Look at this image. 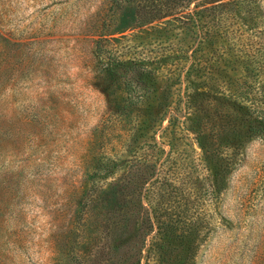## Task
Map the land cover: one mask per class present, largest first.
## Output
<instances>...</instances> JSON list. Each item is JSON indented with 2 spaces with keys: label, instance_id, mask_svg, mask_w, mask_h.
<instances>
[{
  "label": "rangeland",
  "instance_id": "1",
  "mask_svg": "<svg viewBox=\"0 0 264 264\" xmlns=\"http://www.w3.org/2000/svg\"><path fill=\"white\" fill-rule=\"evenodd\" d=\"M200 1L183 12L200 9ZM173 2L133 0L116 23L151 21L138 36L135 27L103 45L123 56L175 48L177 29L167 39L148 30ZM111 10L110 0H0V264H264L263 138L238 133L223 145L237 129L226 92L193 93L189 101L179 66L171 65L160 71L169 77L159 84L160 102L169 107L154 134L164 153L124 144L105 94L112 87L101 83L92 53L94 30L115 23ZM234 11L215 12L225 20L217 28L223 46L195 59L264 63V0H244L236 21ZM217 66L199 73L235 74ZM245 76L257 83L254 107L264 110L257 88L264 75ZM209 152L222 164L218 193L207 178ZM105 158L117 160L113 174L87 183L92 161ZM83 186L87 204L76 213Z\"/></svg>",
  "mask_w": 264,
  "mask_h": 264
},
{
  "label": "trees",
  "instance_id": "2",
  "mask_svg": "<svg viewBox=\"0 0 264 264\" xmlns=\"http://www.w3.org/2000/svg\"><path fill=\"white\" fill-rule=\"evenodd\" d=\"M191 1L194 0H174L173 4L166 6L167 10H162L158 16L152 18V20L157 22L155 25L150 26L148 30L162 32L163 39L168 38L166 33L169 29H177L176 31H179L175 37L179 33L182 34V37L178 38L179 41L175 48L167 45V50L161 51L157 56L148 57L145 54L142 56L139 50H135V54L123 56L117 53L114 48L103 45L105 42H115L126 38L127 35L130 36V34H125L124 31L135 29V27L139 28L135 29L137 33L132 36H138L139 32L143 31L141 26L151 21L137 25L131 24L132 22L116 23V16L120 17L123 15L124 10L122 7L126 8L131 5L133 0H110V7H112L110 16L114 18L115 23L94 30L96 38L93 41L92 53L97 58L98 68L96 73L101 77V83H107V85L112 87L110 91L105 92L107 102L110 105V113L115 117L116 123H118V126L115 125L117 132L119 131L122 135L126 134V138L123 140L121 134H117V136L124 141V144L134 145V149L135 145L137 149H140L143 148L142 144L146 143V146L151 147L157 154L164 153L163 143L157 141L154 134L160 128L165 117V111L169 107L168 103L160 102L166 90L160 91L159 84H165L163 82H167V79H169L160 71L166 70L165 68L171 65L179 66L177 77H182L185 96L189 101H191L193 93L205 96L216 92H226V100L229 101L228 120L231 121L232 125H237V129L229 131V137L223 141V145L226 146V144L234 141L235 136H239L238 133H241V136L238 137L239 140L242 137L247 139L251 136H259L264 140V110L262 108L258 109L257 106L256 108L254 107L258 101L255 100L256 98H252L250 94L257 83L253 84V80L249 82L245 76L247 70L257 72L260 77L263 76L264 63H253L249 58L241 60L232 58L231 60L224 59V61H221L223 64L221 65L217 63L216 57H213L208 64L206 55L202 61L195 59L197 52L212 51L213 55L214 52H217L215 48L223 46L224 42L217 28L225 20L223 16L215 12L221 11L227 5H231L236 10L233 13L236 16L233 20L236 21L241 18L240 14L243 13L240 10L244 0H201L198 4L201 6L200 9L184 13L183 11L189 7ZM196 6L194 5V7ZM166 16H170V19H166L165 22L158 21ZM231 18L233 17L231 16ZM212 63L214 67H211ZM217 65L222 70L235 71V74L231 76L225 74L219 78L211 74L199 73V71L206 69L218 70ZM183 68L185 70L181 76L180 71ZM237 69L240 70L239 76H236ZM169 75L171 77V74ZM262 81L264 82V78ZM220 85H222V88ZM257 88L264 89V84L258 83ZM165 128L167 129V127H164L162 130H165ZM199 134L201 133L196 135L195 140L200 149L205 152ZM129 150L131 151L132 148ZM214 157L210 153L207 178H210L214 186L212 192L218 193L219 183L216 184V188L215 183L220 178L219 173L222 164L219 162V156ZM116 161L111 158L92 161V165L89 166L91 168L85 177L86 182L93 184L98 179L103 182L102 179H107L113 174L115 167L118 165ZM153 161L155 162L156 160ZM107 186V183L103 186H97L94 191L99 194L94 197L92 195L88 201L99 199L106 192ZM79 190L80 194L76 203V210L78 211L76 213L87 204L85 193L88 191V186H83ZM158 231H161L159 226ZM165 240L168 241L169 239L166 236H162L161 241Z\"/></svg>",
  "mask_w": 264,
  "mask_h": 264
}]
</instances>
